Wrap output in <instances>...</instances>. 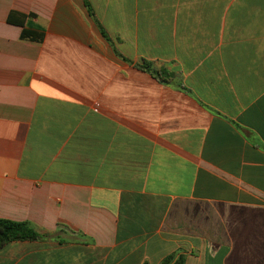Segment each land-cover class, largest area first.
Segmentation results:
<instances>
[{"label":"crops","instance_id":"0c3cea01","mask_svg":"<svg viewBox=\"0 0 264 264\" xmlns=\"http://www.w3.org/2000/svg\"><path fill=\"white\" fill-rule=\"evenodd\" d=\"M0 219V264H264V0H0Z\"/></svg>","mask_w":264,"mask_h":264},{"label":"trees","instance_id":"16d2710c","mask_svg":"<svg viewBox=\"0 0 264 264\" xmlns=\"http://www.w3.org/2000/svg\"><path fill=\"white\" fill-rule=\"evenodd\" d=\"M91 14L93 15L92 12ZM30 16L34 18V15ZM44 36L42 29L33 24L23 30L21 38L40 43ZM41 237L42 235L29 223L0 219V250L13 242L36 241ZM160 264H186V259L183 255L175 253L166 257Z\"/></svg>","mask_w":264,"mask_h":264}]
</instances>
